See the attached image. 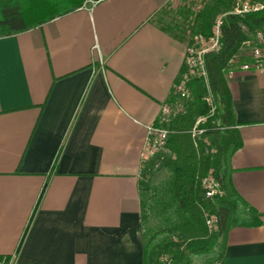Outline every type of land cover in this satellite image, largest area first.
Returning a JSON list of instances; mask_svg holds the SVG:
<instances>
[{
	"label": "crops",
	"instance_id": "crops-1",
	"mask_svg": "<svg viewBox=\"0 0 264 264\" xmlns=\"http://www.w3.org/2000/svg\"><path fill=\"white\" fill-rule=\"evenodd\" d=\"M15 1L32 26L0 37V255L142 264L141 151L186 52L155 20L172 0ZM225 78L241 145L215 264H264V77Z\"/></svg>",
	"mask_w": 264,
	"mask_h": 264
},
{
	"label": "trees",
	"instance_id": "trees-1",
	"mask_svg": "<svg viewBox=\"0 0 264 264\" xmlns=\"http://www.w3.org/2000/svg\"><path fill=\"white\" fill-rule=\"evenodd\" d=\"M230 3L231 0H204L193 15L189 38L195 34L208 36L215 18L229 8ZM0 14V37L32 26L26 22L24 11L15 0H0ZM190 14H185V18ZM161 27L174 33V26ZM261 27H264V10L243 16H226L220 50L204 58L207 82L202 77H191L187 82L191 96L181 100L183 110L166 124V152L169 155L165 166L171 175L169 189L156 201V209H153L160 223L147 235L142 264H191L192 255L213 253L218 246L216 261L223 253L224 238L233 222L238 199L230 179V157L241 145L233 129L232 101L225 74L228 60L241 42ZM184 72L185 65L179 75ZM208 94L214 107L212 113V106L204 100ZM177 99L172 88V96L166 102L173 103ZM201 116L206 117L200 126L204 130L193 136L191 130ZM205 178L213 179L217 185L212 196L206 195L202 184ZM147 218L143 205L144 234ZM3 257L0 255V260Z\"/></svg>",
	"mask_w": 264,
	"mask_h": 264
},
{
	"label": "built area",
	"instance_id": "built-area-1",
	"mask_svg": "<svg viewBox=\"0 0 264 264\" xmlns=\"http://www.w3.org/2000/svg\"><path fill=\"white\" fill-rule=\"evenodd\" d=\"M94 3V1L92 2ZM264 10V0H231L229 8L221 12L215 18L211 31L208 36L202 34L193 35L186 45V52L183 64L186 72L179 75L174 83V91L178 95L176 102H164L160 112L155 119V123L147 126V135L141 151V161L144 163L150 156L160 151L166 152V141L168 129L166 124L171 117L183 110L181 100L190 98L191 92L187 82L191 77H202L206 81V69L204 58L207 54L218 52L221 48L223 36V22L228 15L243 16L257 13ZM228 69L226 74H232L234 71L257 72L264 77V27L255 29L249 38L241 42L235 54L228 60ZM207 82V81H206ZM204 100L212 106L211 113L214 111L211 96L208 94ZM201 119V118H200ZM199 119V121H200ZM198 120L195 122L191 133L193 136L203 132V128L198 126ZM206 189V195L212 196L216 193L217 185L211 178H205L202 181ZM4 256L0 264H13L12 257L9 259Z\"/></svg>",
	"mask_w": 264,
	"mask_h": 264
},
{
	"label": "rangeland",
	"instance_id": "rangeland-1",
	"mask_svg": "<svg viewBox=\"0 0 264 264\" xmlns=\"http://www.w3.org/2000/svg\"><path fill=\"white\" fill-rule=\"evenodd\" d=\"M203 2L204 0H172L171 4L174 6V9H172L171 12L162 11L157 13L155 20L160 26H174V32L180 37H184L187 45V40L190 39L189 37L192 33L190 27L192 26L193 15ZM190 12V16L185 18L184 15ZM197 120L199 121L198 126H202L206 121V117L201 116L198 117ZM168 155V152L160 151L150 156V158L144 162L145 172L142 177V186L144 187L142 189L144 191L143 205H145V213L148 217L145 222V240L147 235L155 231L160 223L159 217L154 215L153 209H156V201L163 195H166L167 189H169L171 175L165 166ZM216 249L217 250L213 251V253L192 255L191 264H215L220 247L218 246Z\"/></svg>",
	"mask_w": 264,
	"mask_h": 264
}]
</instances>
